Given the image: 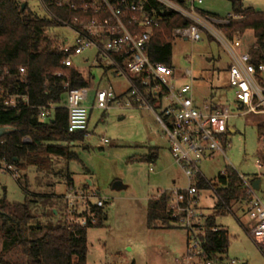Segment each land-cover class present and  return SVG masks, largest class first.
<instances>
[{"label":"rangeland","instance_id":"1","mask_svg":"<svg viewBox=\"0 0 264 264\" xmlns=\"http://www.w3.org/2000/svg\"><path fill=\"white\" fill-rule=\"evenodd\" d=\"M18 1L27 3L41 16L48 15L39 0ZM199 8L215 19H226L234 13L231 0H202ZM240 9L264 12V0H240ZM57 33L62 40L71 38L65 27ZM243 42L244 49L252 45V31L244 33ZM91 55L86 53L76 59L75 64L87 70V65L81 61ZM172 63L180 72L193 71L195 95L200 102L208 100L229 108L234 115L229 120V129L235 131L228 136L230 148H226L225 157L217 155L214 160L200 165L203 176L214 182L230 166L246 179L260 181L256 195L264 203V161L262 167L257 165L264 157V139L257 132L258 125L264 124V116L239 113L234 92L227 85L228 55L207 36L196 43L175 38ZM94 67L92 80L96 88L111 87L118 97L127 89L125 80L110 76L105 79L103 70ZM86 105L91 109L92 102ZM109 106L107 111L89 110L88 137L84 142L70 145L76 160L49 156L50 165L46 170L24 164L16 167L18 180L0 174V200L23 203L30 199V194L37 201L38 214L44 209L43 198L58 202L50 208L58 211L59 222L64 221L63 195L70 174L75 187L85 188V184H89L88 190L105 203L103 227L88 231L87 264H187L188 237L182 226L170 222L158 229L147 227L149 201L157 199L161 191L186 189L189 184L171 156L169 140L151 110L127 108L121 98L111 101ZM103 139L107 143L103 144ZM25 178L28 191L23 188ZM116 182L121 183L123 189L114 190ZM216 202L211 191L201 193L198 208L205 218L212 213ZM245 210V204L236 205L233 213L216 220L217 226L229 236V248L223 256L225 264H264V252L249 235L253 222ZM11 259L12 263L17 262L19 256ZM190 263L205 264L202 258H194Z\"/></svg>","mask_w":264,"mask_h":264},{"label":"built area","instance_id":"2","mask_svg":"<svg viewBox=\"0 0 264 264\" xmlns=\"http://www.w3.org/2000/svg\"><path fill=\"white\" fill-rule=\"evenodd\" d=\"M46 1L39 0L48 16L53 17ZM48 1L84 15L83 19L75 17L71 22H62V27L71 33V38L62 40L59 46V51L65 55L63 66H75L76 59L94 52L96 65L101 62L117 76L128 79L129 97L134 105L151 110L168 138L171 156L189 184L186 189L161 191L159 197H168L172 217L186 231L187 264H192L190 262L194 258H202L205 264H220L208 260L202 251L205 217L198 208L203 191H211L216 198L217 195L211 184L209 190L197 185L201 179H205L200 165L214 160L217 155L225 157L226 148H230L228 136L235 134V131L229 129V120L234 115L229 108L208 100L199 101L195 95L192 70L180 72L165 64L152 62L150 44L168 12H175L189 20L191 24L188 27L174 30V37L196 43L207 36L222 48L230 60L227 85L234 92V100L239 105L241 115L264 116V61L258 65L252 62L250 47L243 48V34L237 32L228 36L224 31L223 26L233 15L226 19L210 18L199 8L202 0ZM150 1L160 4L162 8L156 9ZM24 72L21 68L20 74ZM64 87L68 133L87 132L90 109L86 103L89 89H70L68 83ZM0 96L5 97V105L9 107H16L19 101L28 104L27 97L7 94L1 86ZM149 96L154 99V104L147 100ZM114 100L111 90L100 89L95 94V108L107 111ZM52 117L53 108H40L41 122L46 123ZM31 142L28 137L23 139L24 144ZM257 165L262 167L263 161H258ZM0 174H8L15 180L20 177L16 166L6 159L0 160ZM239 177L248 196L246 215L253 222L249 235L264 252V203L257 197L253 187L256 179L249 180L241 174ZM63 199L65 222L83 228L97 222L96 212L105 205L96 198L94 192L75 187L74 184L67 185Z\"/></svg>","mask_w":264,"mask_h":264},{"label":"trees","instance_id":"3","mask_svg":"<svg viewBox=\"0 0 264 264\" xmlns=\"http://www.w3.org/2000/svg\"><path fill=\"white\" fill-rule=\"evenodd\" d=\"M234 17L223 26L228 36L239 32L252 31L254 42L250 46L253 63L264 61V12L241 10L240 0H231ZM53 17L33 12L27 3L18 0H0V86L7 94H19L28 99V104L19 101L16 107L5 105V97L0 96V128L8 131L0 137V160L6 159L16 167L24 164L36 168L49 169V156L77 159L71 152L72 143L84 142L87 132L70 134L67 131L68 111L64 106L65 84L70 89L89 88L92 74L85 75L80 66L66 68L62 62L65 55L59 51L62 42L57 30L62 22L73 18H84L67 8H60L48 0ZM25 9L22 10V5ZM156 9L162 6L153 1ZM191 22L175 12L165 14L160 30L153 37L149 55L152 62L175 68L172 63L174 30L188 27ZM209 40H212L209 38ZM213 41V40H212ZM257 49H254V47ZM97 67L107 74L111 68L101 62ZM25 72L20 74V69ZM147 100L154 104L150 96ZM53 109V117L46 123L40 121V108ZM258 136L264 139V124L257 127ZM30 144H24V138ZM152 159V158H151ZM264 161V157L261 159ZM67 185H73L70 174ZM212 185L217 202L212 213L205 218V235L201 239L202 251L208 260L224 264L223 256L229 248L228 232L220 229L218 217L233 213V207L246 204L248 196L243 189L239 173L227 166L223 173L212 182L201 179L198 187L209 190ZM86 189L89 184H85ZM24 190L28 191L25 178ZM23 203H10L0 200V264H87L88 231L103 227L106 219L98 210L97 222L83 228L67 224L57 219L58 211L43 198L44 209L36 213L37 201L30 195ZM49 206V207H48ZM55 211L57 214H55ZM170 222L177 224L172 217L169 199L161 195L149 201L147 227L158 229ZM19 256L17 262L11 258Z\"/></svg>","mask_w":264,"mask_h":264},{"label":"crops","instance_id":"4","mask_svg":"<svg viewBox=\"0 0 264 264\" xmlns=\"http://www.w3.org/2000/svg\"><path fill=\"white\" fill-rule=\"evenodd\" d=\"M201 10V9H200ZM202 11V10H201ZM243 37H244V34H243ZM89 53H92V55L90 56V57H85V58H83L82 59V63L84 64V65H87V70H82L83 72H84V74L85 75H88L89 73L90 74H92V69L93 68H95L94 66H96L97 67V65L95 64V62H94V59H95V53L94 52H89ZM78 66H80V65H78ZM99 68V67H98ZM101 69V68H100ZM103 70V69H102ZM103 74H104V70H103ZM105 75V79H107L106 78V76H110V77H112L113 79H123V80H125L126 81V83L128 84V86H127V89L118 97L116 94H115V90L113 89V88H108L109 90H111V92H113V95H114V97H115V100H117V98H121L122 100H124L125 101V105H126V107L127 108H131V109H135V108H144V107H138V106H135L134 105V101L132 100V98H130L129 97V90H130V88H129V83H128V79L127 78H125V77H120V76H117L116 74H115V72H113L112 71V69L111 70H109L108 71V73L107 74H104ZM227 81H228V78H227ZM100 86L99 87H95V85L93 84V80H91L90 81V86H89V94H88V101H87V103L88 102H92V105H91V109H97V108H95V94H96V91H98V90H100ZM65 103H66V94H65V96H64V106H65ZM86 103V104H87ZM87 106V105H86ZM53 109H54V107H53ZM90 109V110H91ZM97 110H99V109H97ZM102 111V110H101ZM88 137V133L86 134V136H85V139ZM85 139H84V141H85ZM104 140L105 139H103L102 141H103V144H105V143H107V140H106V142H104ZM72 144H75V143H72ZM55 214H57V212L55 211ZM225 264V263H224Z\"/></svg>","mask_w":264,"mask_h":264},{"label":"water","instance_id":"5","mask_svg":"<svg viewBox=\"0 0 264 264\" xmlns=\"http://www.w3.org/2000/svg\"><path fill=\"white\" fill-rule=\"evenodd\" d=\"M25 9V4L22 5V10ZM8 129L7 128H0V137L3 136L5 133H7ZM253 187L255 190H259L260 188V181L258 180H255L254 183H253ZM113 189L114 190H121L123 189V185L119 182H116L114 185H113Z\"/></svg>","mask_w":264,"mask_h":264}]
</instances>
